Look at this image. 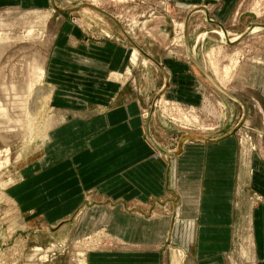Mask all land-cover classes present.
I'll use <instances>...</instances> for the list:
<instances>
[{
    "label": "rangeland",
    "instance_id": "rangeland-1",
    "mask_svg": "<svg viewBox=\"0 0 264 264\" xmlns=\"http://www.w3.org/2000/svg\"><path fill=\"white\" fill-rule=\"evenodd\" d=\"M53 1L56 6L50 0H43L38 3H30L24 0L20 3H0V71L4 73V75H1L4 81L1 85L2 90L0 88V96L6 104L8 114L14 121L20 120L19 117L22 115V108L18 102L22 92L16 91V89L18 87L17 84H20L25 79V61L35 52L43 53L44 55L52 54L53 37L60 24L68 21L72 26L78 28L85 37L96 41L107 37L101 26L104 24L111 26L113 24L106 18V13L114 18L112 13H110L111 11L120 15L123 12V15H121L123 26L142 51L150 53L159 62L171 65L183 64L191 69V71L185 73V75L193 76L194 78V84L192 83L191 87L187 86L188 83L172 85L175 90L180 85L185 86L186 94H190L191 98L195 99L192 102L193 104H188L190 102H186L185 105L181 104L183 106L182 109L187 105V107L189 106L188 108L198 111L199 118L208 119L207 121L212 120L209 115L207 116L202 111V108L206 107L207 104L203 105L200 95L202 90L195 86L196 81H201L204 85L205 94L213 102H215L214 97L227 102L224 110L225 118L223 117L222 121L214 120L213 123L216 125L207 130H200L190 126V124L178 122L173 111H171L172 115H166L168 118L166 116L163 117L160 105L155 107L154 113L150 116L154 101L157 100L158 102L161 99V95L164 94V79L158 71L156 72L159 80H156L154 76L152 77L150 70L154 71V66L150 64L147 66L142 65L139 59L137 62L132 63V66L135 65L134 70L138 76L135 75V79L132 77L130 79L127 78L129 82L127 81L128 85L124 94L125 96L128 93L134 94V99L139 101L141 107L140 118L143 127L147 119L152 117V130L150 132L149 127V134L151 136L152 133L156 137L155 139L165 143V148L171 150H165L159 146L164 153L176 152V143L182 136L204 138L207 144L233 140L237 146L239 163L241 164L244 161V167L243 163L241 164L243 167L241 179L243 181V191L247 192H245L246 195L243 192V195H240L239 198L244 196L241 201L247 202L248 204L246 205L248 206L251 203L255 205L259 202H264L257 193L248 192L247 188L249 178L248 163L254 164V168L257 162L264 166V29H259L260 25H264V0H238L236 2L229 16L232 15L225 22L231 21L236 14L239 15L238 19L234 22L232 21L228 28L231 38L242 35L253 24L256 26V31H252L248 36L244 35V37L246 36L244 39L234 44H230V40L226 44V42H222L217 35L212 33L204 36L205 31L218 30L215 25L207 21L204 22L203 20V25L197 19L195 20L196 23L198 22L197 24L190 23L185 40L186 55L177 54L179 47L174 44L175 35L172 32L175 27L174 20L181 22L189 14H186V11L190 8L183 7L181 10H177L175 1L171 0L167 4V13L159 9L154 3L155 1L161 2V0H126L123 3L103 0L100 8L92 5L91 0ZM90 5L93 7H89ZM251 5L255 10L259 11V16L248 11ZM54 6L59 8V10H63L58 11ZM75 8L78 9L73 10ZM101 10L106 13L101 12ZM68 11L90 13H85L81 16L75 13L72 14V12L68 14ZM205 11L207 19L214 23L220 22V24L217 23L220 26L219 29L226 30L221 24L224 21L222 17L211 18L214 10L212 9L211 13L206 7ZM193 12L191 11L190 13ZM101 13L106 17L101 16ZM112 21L117 22L116 20ZM117 24L121 27V35H116V37L124 42V37H126L127 33L119 22ZM164 28H171L172 32L169 33ZM123 31L126 35L123 34ZM111 37L110 35L108 38ZM175 48L177 49L175 50ZM209 50L210 52L213 51L214 63L221 68L228 64L230 58L233 60L232 76L226 83L227 89L217 87L207 58V53H210ZM183 57H186V60ZM192 72L194 73L193 75ZM46 82L47 80L45 79L44 84L50 86ZM5 86L6 88H4ZM12 86H15V90L10 89ZM212 91L216 92L218 96H214L215 94L211 93ZM166 99L169 101V107L172 101H176L169 98ZM49 106L52 110L48 115L56 120V124L48 131L49 142L44 148L47 149V155L53 151L52 145L49 144L54 141V131L64 124L65 118L68 121L72 117H68V111L59 110V108L52 106V103ZM89 117L90 115H87V118ZM51 123L53 122L51 121ZM7 126L2 123V118H0V264H172V251L175 249L182 250L187 243L185 241L187 234L188 237L191 235L192 244L195 230V209L191 210L189 215H185V218L180 217L179 211L176 212L173 206L165 210L157 209L159 216H170L171 218L169 226H157L158 230L161 229L158 242L149 241L152 237L150 238L148 235V227L145 228L146 242H132L130 240L132 238V222L128 219L129 217L119 216L125 213L124 210L121 209L122 211L116 213L114 208L109 206V201L111 203H116V201L108 200V202H104L103 198L95 194L87 195L88 205L104 203L110 218L107 223L105 222L107 214L105 209L90 213L88 211L92 208L86 211V204L83 207L81 206L82 208L79 206L72 214L60 220H49L44 212L37 209L43 203L39 202V199L35 201L36 187L25 189L27 192L15 193L17 191L15 189L19 187L18 184L23 181L18 180L19 172L29 167L31 173L28 175L34 176L36 175L34 173L40 170V167L48 165L46 163L48 161H45V158L37 162L44 156L45 150L40 149L35 155L28 152L24 160L18 161L17 156L25 149L29 139L21 134L22 125L15 124L14 128H8ZM260 133L261 137L257 138ZM147 139L149 138L147 137ZM186 140L182 143V146ZM193 140L201 141L194 137L191 142ZM29 147L32 150L35 147L34 143ZM157 155L165 158L173 156L166 157L161 152H157ZM252 159L253 161H251ZM170 160L167 163L168 171L166 175L167 187H170L168 190H172L170 182L173 159ZM175 182L173 180L172 184L174 187ZM243 183H246V187ZM52 185L55 184L53 183ZM59 190L55 189L51 193H57ZM17 198L23 200L21 205H19L20 202H18ZM33 198V202L30 201ZM163 198H171L176 202V205L180 203L177 193L167 194ZM41 200L43 201L44 199L42 198ZM127 205V208L130 209L129 205L133 206V201ZM243 208L241 216L238 217L240 222L236 227L237 235L232 251L224 257L223 264H252L254 261L251 256L250 242L244 238L248 230L244 219H246L248 224L249 212H246L244 206ZM64 221H68L65 222V229L59 231V233L57 231L60 228L52 231ZM119 223L122 225L117 228L116 225ZM126 229L131 233H126ZM118 230L124 231L126 238L115 239ZM184 264L193 263L187 258Z\"/></svg>",
    "mask_w": 264,
    "mask_h": 264
},
{
    "label": "crops",
    "instance_id": "crops-1",
    "mask_svg": "<svg viewBox=\"0 0 264 264\" xmlns=\"http://www.w3.org/2000/svg\"><path fill=\"white\" fill-rule=\"evenodd\" d=\"M22 1L0 0V3ZM24 1L38 3L43 0ZM170 1L167 0L168 3ZM172 1H175V5L194 9L188 25L191 19L194 24L198 23L195 22L197 19L203 25L206 7L216 11L213 12V18L222 17L223 24L232 15L229 16L238 0ZM200 8L204 11H196ZM217 23L220 24L217 21L214 25L219 29ZM114 24H104L111 38L104 37L96 41L85 37L68 21L60 24L53 37L52 54H48L45 79L53 89L52 106L68 111V117H72L70 121L65 118L64 124L54 131V141L49 144L53 151L47 156L44 153V157L37 161L45 158V161L53 162L40 167L34 173L36 175H28L18 184L15 193L36 187L35 201L39 199L43 203L37 209L44 212L49 220H60L85 204L86 211L97 207L108 212L104 203L88 205V194L100 196L104 202L116 201H109V206L116 213L124 210L125 213L119 216L129 217L132 222V233L127 229L126 233L132 234V242L139 243L147 240L145 228H149L148 235L152 237L149 241L158 242L161 229L158 230L157 226L170 225V216H159L157 209L165 210L173 206L183 218L195 209L192 244L191 235L188 237L187 234V243L182 248L193 264L224 263V257L232 251L236 227L240 222L238 217L244 206L247 213L251 210L250 228L255 264H264V202L248 206L247 202L241 201L244 196L239 198L244 192L241 179L243 167L238 160L235 142L225 140L207 144L203 140H188L181 146L184 142L181 143L182 136L176 143L173 156H156L158 149L154 144L165 150L170 149L164 148L165 143L155 139L152 133V141L145 138V133L150 137L152 117L147 119L143 127L139 101L134 99V94H124L129 82L127 78L135 79V75L138 76L132 66L131 50L141 48L127 37H124V42L119 40L116 35H121V28L117 23ZM148 54L154 59L155 68V72L150 70V75L159 80L156 71L161 74L165 97L182 105L186 102L191 104L195 99L186 94L185 86L180 85L176 90L172 86L188 83L187 86L191 87L194 78L185 75L191 69L183 64L159 62ZM87 115L90 117L87 118ZM170 159H173L170 186L174 191L168 190L170 187H167L166 180ZM248 164V192L257 193L264 201V166L257 162L254 168V164ZM173 180L176 181L175 187ZM243 185L246 187V183ZM55 189L60 190L51 193ZM170 193L179 195L178 205L171 198H163ZM17 200L19 205L23 203L22 199ZM131 201L134 205H129L128 209L127 204ZM108 214L106 223L110 220ZM244 222L247 226L246 219ZM121 225L119 223L116 227ZM123 232L118 230L115 239L126 238Z\"/></svg>",
    "mask_w": 264,
    "mask_h": 264
},
{
    "label": "bare ground",
    "instance_id": "bare-ground-1",
    "mask_svg": "<svg viewBox=\"0 0 264 264\" xmlns=\"http://www.w3.org/2000/svg\"><path fill=\"white\" fill-rule=\"evenodd\" d=\"M110 1L117 2V3H123L126 0H110ZM91 2H92L91 3L92 5L100 8L101 7L100 5L103 2V0H91ZM53 3H54V1H53ZM154 3L156 4V6L159 9L163 10V12L166 11L165 13H167L166 6H167V4H169L167 2V0H161V2L155 1ZM54 5H55V3H54ZM91 7H93V6H91ZM183 7H185V6L176 5L177 10H181V8H183ZM102 8H103V6H102ZM189 8L190 9H188L186 11V14L187 13H189V14L187 16H185L181 20V22H176L174 20L173 23H174L175 27H174L173 32H172L171 28H164V29H167V31L169 33L172 32L173 35H175V39H174L175 43L174 44L177 47H179V49L177 51V54H179V55H183V54L186 55V53H185V50H186L185 40L187 38L188 31H189L188 27H189L190 23L193 21V19H191L190 22H189V25H188L189 17L192 14L190 12L193 9L191 7H189ZM207 8L212 13V8L211 7H207ZM249 8H250V9H248L249 12H253V13L257 14V16H259V11L255 10L252 5L249 6ZM60 10H63V9H60ZM189 10H191V11L189 12ZM196 11H204V10H203V8H200L199 10H196ZM70 12H72V11H69L68 13H70ZM101 12L106 13V12H104L102 10H101ZM85 13H90V12H80L79 11L78 14L82 16ZM110 13H112V15L114 16L115 19L111 15H109L108 13H106L107 17L105 15H103L102 13L100 15L103 16V17L105 16L111 22H112V20H116L117 22H119L120 25L123 27V29L125 30V32L127 33V35L129 37L125 34L124 31H123V34H125L127 38H130L131 40H133L134 38L132 39V37L130 36L129 32L123 26V23H122V20H121L122 19L121 15H123V12H121V15L120 14H116V13L114 14L112 11ZM206 14L207 13H205V21H207L208 23L213 24V25L216 24V23L210 21L209 19H207V15ZM135 16H137V15H135ZM135 16H134V18H135ZM108 17L111 18L112 20L109 19ZM238 17H239V15L236 14L234 16V18L231 19V21L222 24L226 28L227 31L223 30V29L222 30L218 29V30H212V33L217 35L222 42H226V44H228V42H229L228 40H230L231 42H229V43L230 44H234V43L240 42L242 39H244L246 37V36L244 37V35L248 36L252 31L253 32L256 31V28H255L256 26H254V24H253V25H250L248 27V29L242 35H240L238 37L236 36V37L231 38L230 33L228 31V28L231 25V22L232 21L234 22L235 20H237ZM211 18H213V14H212ZM89 19H91V18H89ZM132 21H131V23H132ZM113 24H114V21H113ZM101 27L103 28L104 34L107 37H110L109 31L106 29V27L104 25H102ZM218 27H220V26L218 25ZM260 28L264 29V25H260L259 29ZM207 34H209V32H204L203 35L205 36ZM176 49L177 48H175V50ZM172 51H173V49H172ZM209 52H210V50H209ZM212 52L207 53L208 54L207 58L209 60V66L211 67L210 69H211L212 75L214 76V80L217 83V87H220L221 89H225L226 86H227L226 83L229 81L230 77L232 76V62H233V60L230 58L228 60V64L225 65L223 68H221L220 66H217L214 63V58L212 56V54H213ZM144 53L147 54L148 56H150L148 53H146V52H144ZM185 58L183 57V59H185ZM139 59L141 60V64L142 65H146V66L149 65V64L151 66L153 65V62L151 60H149L148 58L143 56V54L138 49L133 48L131 50V61H132V63L137 62ZM47 62H48V55L47 54L44 55L43 53L40 54V53H36V52L33 55H31L25 61V76H24L25 79H24V81L20 82V84H17L18 87L16 89V91L22 92V95H21V97H19V100H18V102H19V104L21 105V108H22V115H20V117H19L20 120H18V121L15 120L14 121V119H12V117L8 114L6 104L4 103L2 97L0 96V118H2V123H5L6 125H8L7 126L8 128L9 127L10 128H14L15 124L22 125L21 134L25 138L27 137L29 139V142L27 143V146L25 147V149L20 154H18V156H17V160L18 161L24 160L25 157L27 156L26 154L28 152L33 153L35 155V154L38 153V151H40V149L41 150L44 149L45 146L47 145V143L49 142V133H48V131H49L50 128H52L56 124V120H54L53 117L48 115V113H50V111L52 110V108L49 105L52 103V100H53V95H52L53 94V91H52L53 89H52L51 86H46L44 84L45 83V78H46ZM12 74H14V73H12ZM1 75H4V73L2 71H0V88L2 90V86L1 85L3 84L4 80H2ZM16 75H17V73H16ZM195 86H198L199 88H201L199 90H202V92L200 94L201 95V100L203 102V105L207 104L206 107L202 108V111L205 112V114L207 116L209 115V117L212 119L211 121L210 120L207 121L208 119L204 120V119L199 118L198 111H195L193 108H188V107L184 106L185 108L182 109L183 106L180 103L176 102V101H172V104L169 107V101L166 99L165 94L161 95V99L158 100V102H157V100L154 101L152 113H154L155 107L160 105L161 108H162L163 117H165L166 115L167 116L170 115L171 111H173V112H175L174 116H175V118L177 119L178 122H181L183 124L184 123L190 124V126H192L194 128H199L200 130H207V129L213 128L216 125V124L213 123L214 120H219V121L221 120L222 121V118L223 117L225 118L224 110L226 109L227 102L225 100L217 99L216 97H214L215 102H213L211 100V98H209L205 94L204 85L201 83V81H196ZM14 87L15 86H12V87H10V89L11 90H15ZM4 88H6V86ZM227 92H229V91L227 90ZM211 93L215 94L214 96H218L217 93L214 92V91H212ZM229 97H231V96H229ZM227 100H228V98H227ZM156 102H157V105H156ZM152 113L150 114V116L152 115ZM146 118H147V114H146ZM51 121L53 123H51ZM47 126H48V128H47ZM144 136H145V138L148 137L146 135V133L144 134ZM193 137L198 139V140L206 141L204 138H200V137H197V136H193ZM193 137L192 136H189V137L185 136V139H187L186 142L188 140L193 139ZM260 137H261V133L258 134L257 138H260ZM185 139H184V141H185ZM149 140L152 141L151 136L149 137ZM32 143H34L35 147L32 150H30L29 146ZM154 145L158 149L157 151L163 153V155H165L166 157H170L171 155H174L176 153V152L164 153V151L159 148L160 145H158V144H154ZM23 146H24V144H23ZM44 150H45L44 153L47 156V152H46L47 149H44ZM46 163L49 165L51 163V161H48ZM242 163H243L242 165L244 167V161ZM30 173H31V171H30L29 167H27L26 169H24L21 172H19L18 180H24L25 178L28 177V174H30ZM15 191H16V189H15ZM83 209H85V208H83ZM103 209L104 208L95 207V208L89 209L88 212L94 213V211L95 212H97L98 210L102 211ZM75 215H76V213L74 214V217H75ZM248 216H249L248 220H247L248 221V224H247L248 230H247L246 236H244V238L248 239V241L250 242L249 243L250 251H251V256L253 258V248H252L251 228H250L251 211H249V215ZM65 222H68V221H65ZM65 222H63V224L57 226L55 229H52V231H56V230H58L60 228L57 231L59 233V231L65 229V226H66ZM187 258L188 257L186 256V253L184 251H182V250L175 249V250L172 251V258H171L172 264H184L186 262ZM252 264H255V261H253Z\"/></svg>",
    "mask_w": 264,
    "mask_h": 264
},
{
    "label": "water",
    "instance_id": "water-1",
    "mask_svg": "<svg viewBox=\"0 0 264 264\" xmlns=\"http://www.w3.org/2000/svg\"><path fill=\"white\" fill-rule=\"evenodd\" d=\"M89 7H91V6H89ZM54 8L56 9V10H58V11H61V10H59L57 7H55L54 6ZM76 9H78V8H75V9H73V10H76ZM69 12V11H68ZM138 50L143 54V56H145L146 58H148L149 60H151V61H153L154 62V60H152V58H150L147 54H145L142 50H140L139 48H138ZM184 139H185V136L182 138V140H181V143L184 141Z\"/></svg>",
    "mask_w": 264,
    "mask_h": 264
}]
</instances>
